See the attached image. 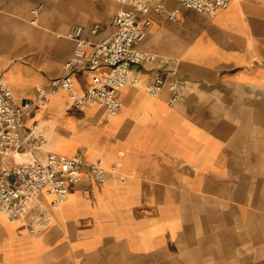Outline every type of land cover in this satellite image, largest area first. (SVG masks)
Segmentation results:
<instances>
[{"label":"crops","instance_id":"crops-1","mask_svg":"<svg viewBox=\"0 0 264 264\" xmlns=\"http://www.w3.org/2000/svg\"><path fill=\"white\" fill-rule=\"evenodd\" d=\"M157 2L162 10L152 4L135 17L146 30L138 47L154 58L132 67L138 82L117 91L121 106L107 117L97 105L75 110L63 91L40 97L39 88L64 74L71 26L100 42L126 5L0 0V77L16 105L28 103L24 123H37L45 135L43 151L32 156L80 155L86 163L101 159L105 169L96 182L85 168L56 207L42 195L52 219L37 234L0 213V264L169 262L195 233L230 222L246 183L264 176V92H248L264 89V1L228 0L213 15L180 0ZM36 5L44 8L33 21ZM99 71L73 72L74 91L87 90ZM156 71L165 72V85L153 97L146 86ZM174 76L188 78L196 93L171 105L166 85ZM224 88L243 92L219 93Z\"/></svg>","mask_w":264,"mask_h":264},{"label":"built area","instance_id":"built-area-1","mask_svg":"<svg viewBox=\"0 0 264 264\" xmlns=\"http://www.w3.org/2000/svg\"><path fill=\"white\" fill-rule=\"evenodd\" d=\"M114 1L126 7L112 16L113 31L104 40L89 43L81 37L80 26L70 27L65 36L73 41V49L64 62V74L53 78L47 88H39L40 97L63 91L75 110L80 111L86 105L94 104L101 107L107 117L118 111L121 103L116 96L117 91L138 82V77L131 75L132 67L146 58H154L138 47L146 30L135 24V17L152 4L157 11L162 10V5L157 0ZM227 1L180 0V6L213 15ZM177 11L178 8L174 9L168 17L175 19ZM143 23L146 27L149 21ZM160 61L166 62V59L160 58ZM84 67L101 71L92 76L87 90L77 93L73 89L71 74ZM191 83L188 78L174 76L166 85L169 104L179 102L185 93L192 92ZM164 85L165 72L156 71L146 91L155 97ZM27 108L26 102L15 104L10 89L0 77V213L8 220L26 222L28 232L37 234L52 219L40 196H48L50 206L56 207L66 199L68 184L78 181L85 168L96 182H103L105 169L101 159L86 163L80 155L65 156L46 151L43 160L33 157L34 151H43L45 135L37 123H24ZM16 156L22 159L17 161Z\"/></svg>","mask_w":264,"mask_h":264},{"label":"rangeland","instance_id":"rangeland-1","mask_svg":"<svg viewBox=\"0 0 264 264\" xmlns=\"http://www.w3.org/2000/svg\"><path fill=\"white\" fill-rule=\"evenodd\" d=\"M43 8L42 5L31 7L33 21ZM242 92L237 88H224L220 89L219 93ZM248 92L261 94L264 89L251 88ZM194 93L196 92L190 94ZM29 113L30 110L25 109L24 115ZM16 159L21 158L16 156ZM263 177L255 173L254 181L246 183L247 192L244 199L239 201V209H231L229 212L230 222H224L223 219L221 225L206 231L204 236L203 233H195L194 237L188 239L173 255L172 261L159 264H264ZM256 178L263 179L260 181ZM44 199L40 196V200ZM125 264L135 263L127 260Z\"/></svg>","mask_w":264,"mask_h":264},{"label":"bare ground","instance_id":"bare-ground-1","mask_svg":"<svg viewBox=\"0 0 264 264\" xmlns=\"http://www.w3.org/2000/svg\"><path fill=\"white\" fill-rule=\"evenodd\" d=\"M92 105H94V104H92ZM5 217V216H4Z\"/></svg>","mask_w":264,"mask_h":264}]
</instances>
